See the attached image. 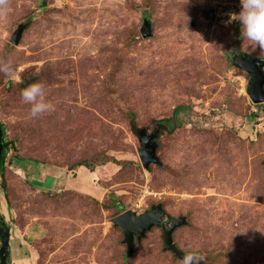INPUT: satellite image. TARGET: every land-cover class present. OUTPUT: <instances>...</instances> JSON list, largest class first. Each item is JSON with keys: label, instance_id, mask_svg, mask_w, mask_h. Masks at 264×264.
<instances>
[{"label": "rangeland", "instance_id": "374dc122", "mask_svg": "<svg viewBox=\"0 0 264 264\" xmlns=\"http://www.w3.org/2000/svg\"><path fill=\"white\" fill-rule=\"evenodd\" d=\"M239 10L240 0H10L6 264H181L190 251L199 264H264V102L252 103V73L234 64L264 62V51L230 22ZM23 81L45 84L50 112L31 117ZM152 133L158 163L144 168L141 137ZM158 204L186 218L172 232L178 254L152 227L126 258L112 220Z\"/></svg>", "mask_w": 264, "mask_h": 264}, {"label": "water", "instance_id": "95a60500", "mask_svg": "<svg viewBox=\"0 0 264 264\" xmlns=\"http://www.w3.org/2000/svg\"><path fill=\"white\" fill-rule=\"evenodd\" d=\"M22 30L23 26L20 25L13 32L10 38L12 44L18 43ZM141 35L143 37L151 35L150 23L147 19L143 20ZM263 63L264 62L261 59H247L245 55H238L234 60V64L238 68L248 73H252L253 81L248 88L249 97L253 104H260L264 102V76L260 69L263 66ZM22 84L26 86L27 82L23 81ZM155 137L156 133L142 135L141 137V146L138 154L144 168H147L150 163H158V159L153 155L155 146L152 141ZM2 145L3 136L0 125V156ZM112 223L115 227H118L121 230L123 243L126 246L125 257L129 258L133 251L134 239L139 241L152 227H158L161 229L163 249L178 254L172 244V232L176 228L186 224V218L184 216L176 218L170 217L165 213L161 205L158 204L151 206L149 210H146L141 214H137L131 210L122 212L112 220ZM9 237V229L2 221H0V264H6V259L9 253Z\"/></svg>", "mask_w": 264, "mask_h": 264}, {"label": "clouds", "instance_id": "9594fccd", "mask_svg": "<svg viewBox=\"0 0 264 264\" xmlns=\"http://www.w3.org/2000/svg\"><path fill=\"white\" fill-rule=\"evenodd\" d=\"M10 11V0H0V15ZM237 22L241 35L264 51V0H240V10L230 14V22ZM0 73L12 76L15 69L11 61H0ZM22 101L29 105L31 117H39L52 110V103L46 98V86L39 81L27 83L21 90ZM204 258L195 252H187L181 258V264H199Z\"/></svg>", "mask_w": 264, "mask_h": 264}, {"label": "trees", "instance_id": "16d2710c", "mask_svg": "<svg viewBox=\"0 0 264 264\" xmlns=\"http://www.w3.org/2000/svg\"><path fill=\"white\" fill-rule=\"evenodd\" d=\"M1 128H2V136L4 135L3 133V127L1 125ZM5 148H6V143L3 141V145H2V150H1V156H0V172L3 168V158H4V154H5ZM78 166H83L84 168L86 169H89V164H87L86 162H81L78 164ZM90 170V169H89ZM92 171V170H90ZM2 189L4 190V184L2 185ZM7 259H8V256H7Z\"/></svg>", "mask_w": 264, "mask_h": 264}, {"label": "crops", "instance_id": "0c3cea01", "mask_svg": "<svg viewBox=\"0 0 264 264\" xmlns=\"http://www.w3.org/2000/svg\"><path fill=\"white\" fill-rule=\"evenodd\" d=\"M55 176V174H53Z\"/></svg>", "mask_w": 264, "mask_h": 264}]
</instances>
